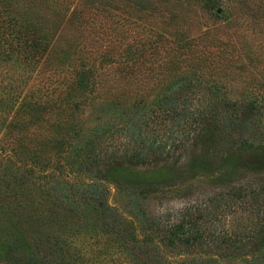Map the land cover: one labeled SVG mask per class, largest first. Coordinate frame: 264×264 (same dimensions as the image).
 <instances>
[{
	"label": "rangeland",
	"instance_id": "374dc122",
	"mask_svg": "<svg viewBox=\"0 0 264 264\" xmlns=\"http://www.w3.org/2000/svg\"><path fill=\"white\" fill-rule=\"evenodd\" d=\"M7 3L0 0V42L14 39L12 49L0 46L10 53L0 59V223L12 220L0 244L18 233L20 210L21 242L47 249L53 264H264V250L187 255L146 240L149 220L168 225L190 213L209 243L241 230L239 213L208 212L213 201H230L218 174L190 173L143 198L67 160L71 147L94 142V155L122 162L136 147L134 130L147 143L170 145L174 135L166 165H188L215 150L209 136L191 134V113L222 98L256 99L252 131L264 134V0H12L11 12ZM88 68L90 85L73 90ZM166 96L181 116L158 105ZM35 102L40 108L27 112ZM23 116L34 124L22 126ZM112 169L103 160L98 175Z\"/></svg>",
	"mask_w": 264,
	"mask_h": 264
},
{
	"label": "trees",
	"instance_id": "16d2710c",
	"mask_svg": "<svg viewBox=\"0 0 264 264\" xmlns=\"http://www.w3.org/2000/svg\"><path fill=\"white\" fill-rule=\"evenodd\" d=\"M7 1V9L11 12L14 4L12 5V0ZM30 12L31 10L28 13ZM17 13L23 15L18 9ZM12 27L15 28L16 24L13 23ZM17 31L20 32V30ZM13 39L11 35L2 37L0 46H4V43L9 45ZM9 47L10 49L13 48L12 45H9ZM6 56H10L9 51H0V59ZM174 69L177 70L178 68ZM91 72V68L85 69L84 76L79 77L77 83L73 81V84L76 83L73 90L84 91L90 85ZM84 81L85 83H83ZM91 85L93 84L91 83ZM185 86H182V90ZM248 97L235 101L222 98L202 111L198 108L193 110V113H191L192 123L190 124L191 134L198 132L204 137L209 136L211 144H215V150L211 151V148L202 146L205 149L202 148L203 150H200L196 156H192L193 160L188 165L177 166L176 168L166 165L167 157L170 154L169 148L173 146L171 144L174 142V135H171L170 145L165 142L155 144L153 140L150 143L142 141L140 133L134 130L131 131L130 136L136 147L128 152V156L124 161L115 163V160L104 158L101 154L94 155L96 145L94 142H90L93 147H71L72 149L67 156L68 163L80 172H88L99 181H113L122 192L135 194L143 198L151 193L161 191L165 187L184 183L187 180L185 176L190 173L218 174L221 183L219 188H226L230 201L227 203L221 199L213 201L208 212L214 217L222 214L225 216L239 213L240 218L246 222L243 223L244 227L241 230L229 235L223 234L218 241L213 238V241L209 243L207 240H203L206 237L199 231L200 229L196 223L197 219L190 213L168 225H163L156 219L149 220V227L146 229V240H156L168 249H179L187 255L203 253L234 256L238 259L247 256L252 257L264 250V134L252 131V125L256 122L254 116L258 112L259 102L252 99V97ZM72 104L75 109L79 106L78 103ZM158 105L174 114L182 115L178 111V103H176V98L173 96L158 98ZM38 108H40V105L36 102L29 104L27 112L33 109L35 111ZM189 119L183 116L179 120L187 122ZM15 124L21 126L19 123ZM33 124L34 119H30V116H23L22 126L27 127V125ZM106 131L108 132V130ZM96 135L99 137L100 133ZM222 152L225 155L224 157ZM218 154H220V163L217 164L214 155L217 156ZM244 155H248V158L242 159ZM228 157H234V159ZM103 160L110 161L113 164V169L111 172H107L105 176H99L98 168ZM245 160L247 164H245ZM139 168H146V170L141 172ZM134 169L135 171H132ZM247 175L252 176L253 179L245 178ZM240 176L247 180L246 184H242L241 180L236 181ZM248 182H251V184L248 185ZM96 193L93 191L92 195L94 196ZM233 198L241 202V205L233 206L232 202L235 201ZM233 207H237V209L233 210ZM214 208L215 211L212 210ZM19 214L20 210L13 219V222L16 221V218L19 221L18 233L16 235L15 233H8L7 239L0 244V264H53L47 249L44 248L41 251L35 243L33 246L31 243L26 246L21 242L20 232H23L21 226L23 219ZM10 217L8 215L5 220H12ZM28 226L32 229L36 228L32 225ZM8 230L4 223L3 226H0V236ZM104 230L112 231V229L106 228ZM48 237L47 232L44 239H48ZM133 241L136 240L133 239ZM209 248H213L215 251H210Z\"/></svg>",
	"mask_w": 264,
	"mask_h": 264
}]
</instances>
